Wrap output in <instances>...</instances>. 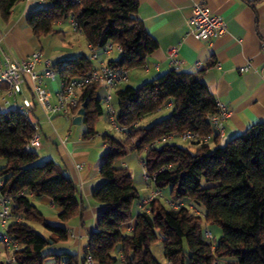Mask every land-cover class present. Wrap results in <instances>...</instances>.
Wrapping results in <instances>:
<instances>
[{
	"label": "trees",
	"instance_id": "1",
	"mask_svg": "<svg viewBox=\"0 0 264 264\" xmlns=\"http://www.w3.org/2000/svg\"><path fill=\"white\" fill-rule=\"evenodd\" d=\"M19 1L0 0V16L6 20ZM137 7L136 0H50L46 7L29 12L26 22L33 35L41 38L54 33L55 23L74 18L93 51L108 43L119 48V59L108 62L109 67L129 71L143 67L158 48L137 18ZM51 67L61 83L94 69L86 56ZM114 100L121 138L103 136L102 182L92 194L102 210L81 256L46 253L50 244L68 240V230L48 224L33 204V200H50L60 210L58 219L67 223L85 210L78 187L61 165L53 160L38 163V154L26 148L35 133L30 119L16 109L0 112V161L4 163L0 166V199L8 202L6 234L17 245L15 264H47L49 259L54 264H84L87 257L97 264H159L150 251L159 239L168 264H264V124L218 145L209 122L217 113L216 100L201 72L172 69L139 87L116 90ZM83 103L81 122L88 128L82 139L88 141L95 135L92 120L102 115L103 98L97 85L81 91L79 106ZM165 106L169 116L147 128L140 126ZM184 132L212 137L215 145L191 143L196 148L192 154L162 142L164 137ZM133 151L145 154L141 163L148 180L158 192L169 188L168 202L180 204L179 208H166L156 199L148 209L133 214L139 196L127 169L118 164ZM132 221V231L124 233L123 226ZM32 223L41 225L48 239L37 234ZM204 224L221 229L218 242L205 239Z\"/></svg>",
	"mask_w": 264,
	"mask_h": 264
},
{
	"label": "crops",
	"instance_id": "2",
	"mask_svg": "<svg viewBox=\"0 0 264 264\" xmlns=\"http://www.w3.org/2000/svg\"><path fill=\"white\" fill-rule=\"evenodd\" d=\"M136 1L137 18L143 23L147 33L157 41L158 48L145 59L143 67L129 70L127 81L119 84L115 91L126 86L139 87L172 69L188 74L201 72L206 88L216 101L224 105L227 112L228 116L224 123L227 141L245 133L256 124H264V54L260 50V44L264 42V0ZM49 2L50 0H42V3L39 0H20L6 20L0 16V61H3L5 57L20 61L31 57L34 53H39L41 63L36 65L35 69L42 71L45 62H49L52 66L62 60L78 56H86L90 59L93 53L95 59L90 61L94 69L119 59V50H113L109 54H105L102 50L92 52L85 39L82 41L85 42L83 46L78 42L74 46L75 49L72 47V51L68 50L56 55L51 53L50 48L44 51L41 38L48 36L36 38L27 25L26 16L37 8L46 7ZM194 4L203 5L210 15L219 17L226 25V33L206 42L188 35L186 23ZM67 20L70 23V19ZM63 22L54 24L53 33L62 41L69 33V31L61 30ZM74 34L84 38L80 34L75 32ZM171 49L177 50V59L180 62L177 67L171 64L168 57ZM247 65L249 69L240 73L239 69ZM100 96L102 98L105 96L101 89ZM23 101L33 102L28 88L25 87L21 95L14 99L9 95L8 88L0 85V112L13 109L15 105L21 106ZM36 121L39 126V120L36 119ZM39 134L42 148V138L46 139V136L40 126ZM48 137L49 141L55 139L54 135ZM88 145L82 138L78 141L74 139L72 142H69V138L66 141L61 140L54 148L56 157L62 164L55 162L54 154L50 149H45L44 154L41 155V160H53L65 169L67 175L78 187L80 203L85 208L81 215L72 219L77 220V223H72L70 226L68 223L70 224L71 220L62 223L56 216L54 226L66 228L68 240L64 242V245L60 243V249L59 244H50L46 250L47 254L57 253L63 248L61 246H64L66 252L81 256L87 244V235L97 228V217L102 207L93 200L92 194L102 180L99 177V167L98 175L92 177L82 174L89 154L83 148ZM208 145L212 148L215 143L211 140ZM103 147L105 149L104 145ZM3 164L0 161V166ZM76 165H82V168L78 170ZM121 167L126 168V164H121ZM38 202L43 205L49 204L50 209L58 213L50 200L45 198L33 200L35 207ZM141 209L139 204L136 215ZM134 211L133 209V214ZM132 228L133 221L123 226L122 231L128 234ZM9 251L11 250H6L0 245V263L1 256L10 254ZM116 257L120 259L119 254ZM47 264H54V262L49 259Z\"/></svg>",
	"mask_w": 264,
	"mask_h": 264
},
{
	"label": "built area",
	"instance_id": "3",
	"mask_svg": "<svg viewBox=\"0 0 264 264\" xmlns=\"http://www.w3.org/2000/svg\"><path fill=\"white\" fill-rule=\"evenodd\" d=\"M42 3V0H39ZM73 2H79L73 0ZM70 24L75 33L80 34L74 18H70ZM187 34L193 36L195 39L206 42L216 39L224 35L227 31L225 23L216 16L210 15L208 10L201 4H194L191 9V14L186 23ZM92 50V49H91ZM105 54L111 53L113 50H119L113 43H108L103 49ZM260 50L264 54V42L260 44ZM93 52V50H92ZM168 57L174 67L179 66L180 62L177 59V50L171 49L168 52ZM95 59L94 53L89 60ZM41 63V55L34 53L31 57L16 61L5 57L0 61V85H5L8 88L9 95L16 99L20 96L23 89L26 87L32 94L33 102L23 101L21 106L15 105L13 109L19 111L21 115L30 119L35 133L29 140L26 148L29 151H37L41 148V140L39 134L38 122L34 118V110L39 106L42 113L49 123H51L50 115H58L63 117L66 121H73L77 116L74 110L80 109L79 98L80 93L90 85H97L99 89L103 90L105 96L103 103L108 109V119L114 129L120 133V129L116 125V110L113 107L112 99L113 92L116 87L127 81L128 70L113 69L108 65H102L99 68L93 69L84 76L61 83V87L55 94V104L50 103V93L46 90L44 80L54 81L55 70L51 67L49 62H45L42 71L35 69L36 65ZM249 66L239 69L240 73L246 72ZM36 103V105H35ZM217 113L209 118L210 125L214 129V135L217 138L218 145L222 146L227 142L224 134V123L227 119V112L224 105L216 101ZM33 117V119H32ZM68 137L64 139L66 141ZM174 139L189 143H203L207 144L212 140V137H201L197 133L184 132L182 134L170 135L162 138V142H171ZM142 164V163H141ZM82 165H76V169L80 170ZM143 168V165H142ZM145 179L148 180L147 174L143 168ZM160 196V192L154 191L147 199L141 203V208L148 209L156 199ZM173 209L179 208L180 204H173L168 202ZM141 209V210H142ZM9 216L8 202L0 199V245L6 250H11L12 253L5 257V264H15L13 251L17 249V245L6 234V223ZM204 237L207 241L212 240V234L206 230ZM84 264H97L93 262L90 257L85 259ZM213 264H219L214 262Z\"/></svg>",
	"mask_w": 264,
	"mask_h": 264
},
{
	"label": "rangeland",
	"instance_id": "4",
	"mask_svg": "<svg viewBox=\"0 0 264 264\" xmlns=\"http://www.w3.org/2000/svg\"><path fill=\"white\" fill-rule=\"evenodd\" d=\"M62 31H69V33L65 36L64 41L59 39L55 34L50 35L46 38H41V44L44 49L51 50V53L53 55L59 54L60 52H67L68 50L72 51V47L76 46L77 43H81L82 46L85 42L84 38L80 37L79 35L74 34L73 27L70 23H68V20H64L62 28ZM75 49V47H74ZM44 85L46 90L50 93L51 99L50 103L51 105L55 104V94L58 92V90L61 87V81L59 78V75H55L54 81H48L44 80ZM115 92H113L114 95ZM113 107L116 108L115 100L113 101ZM36 105V103H35ZM170 109L169 107H164L162 111L159 113H156L150 117H148L146 120L142 121L140 123L141 127L147 128L149 127L153 122L162 120L169 116ZM34 118L39 120V126L42 129L43 134L46 136V139L42 138V148L37 150V154L39 156L38 163H42L46 160H41V155L44 154L45 149H50L52 153L54 154L53 158L55 162L61 163L60 159L56 157V150L55 145H58L61 140H64L66 137L69 138V142L74 141L76 139H81L83 137V134L87 131L88 125L85 122H81L80 125H73L72 121H66L63 117L58 115H50L51 123L48 122L44 114L42 113L39 106H36L35 112H34ZM33 119V117H32ZM91 126L93 128V131L95 132V135L88 141H86L89 145L83 149L87 151L88 154V161L86 162L85 169L83 170L82 174H86L88 176H94L98 175V167L100 164V159L102 158L103 154L105 153V149L103 147V136L107 135L113 138H121V134L117 132L114 127L111 125L108 119V109L107 106L102 103V115L97 116L94 120L91 122ZM54 135L55 139L54 141H49L48 136ZM170 144L177 145L180 148L188 149L192 154L195 153L196 148L191 145L189 142H183L178 139H174ZM145 154L144 153H138L136 151L129 152L123 159L119 161V165L126 164V169L129 174H131L134 187L137 190L139 199L135 200L133 203V209L135 210L134 215H136V208L137 206L143 202L144 199H147L154 191H156L153 182L150 180H146L145 176L143 174V168L141 164V160L144 159ZM62 164V163H61ZM145 197V198H144ZM144 198V199H143ZM46 199V198H45ZM159 201L166 207H169L168 201L170 200V189L164 188L160 190V196ZM39 212L44 216L48 224L50 225H56L53 222L57 218V214L60 212L59 209H57L58 213L56 211L51 210L49 204L43 205L38 202L36 205ZM154 206L152 210L154 211ZM193 212V209L190 210ZM198 213L200 214V217L203 218V211L202 209H198ZM73 219V218H72ZM71 219L70 226L72 223H77V220L73 221ZM30 226L39 234L40 236H43L44 238L49 237V233L45 231V229L39 225L32 223ZM203 230H208L212 234L213 243L218 242L220 236H221V229L216 225H210L206 226L203 225ZM64 245V243L62 244ZM60 244L58 245L59 248ZM59 252H66V248L64 246ZM60 249V248H59ZM150 251L152 253L153 258L159 263V264H168V262L165 260L163 256V250H162V244L161 240L159 239L157 242L153 243L150 247ZM11 253V251H9ZM10 255V254H9ZM7 255L1 256V263L5 264V257ZM119 264V263H117Z\"/></svg>",
	"mask_w": 264,
	"mask_h": 264
},
{
	"label": "water",
	"instance_id": "5",
	"mask_svg": "<svg viewBox=\"0 0 264 264\" xmlns=\"http://www.w3.org/2000/svg\"><path fill=\"white\" fill-rule=\"evenodd\" d=\"M85 108H86V103H83L81 108L77 112V116L73 119L72 124L73 125H80L82 118L85 116ZM187 264V262H186Z\"/></svg>",
	"mask_w": 264,
	"mask_h": 264
}]
</instances>
